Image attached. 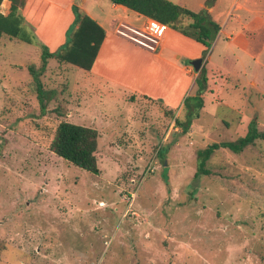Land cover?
Here are the masks:
<instances>
[{
  "label": "rangeland",
  "instance_id": "374dc122",
  "mask_svg": "<svg viewBox=\"0 0 264 264\" xmlns=\"http://www.w3.org/2000/svg\"><path fill=\"white\" fill-rule=\"evenodd\" d=\"M172 1L208 9L223 25L204 57V106L185 134L176 125L183 106L132 94L130 76L146 71L129 70L134 40L122 36L109 60L122 78L115 95L94 90L90 72L56 58L40 75L41 94L30 69L41 67L42 47L2 35L0 264H264V139L239 153L217 150L211 174L195 177L198 150L246 135L251 121L264 132V0ZM111 3L96 0L93 8L113 13ZM26 28L36 36L34 24ZM178 35L168 43L186 53L204 45ZM176 77L184 88L190 83L188 74ZM196 78L188 96L199 92ZM63 120L98 129L100 173L50 150Z\"/></svg>",
  "mask_w": 264,
  "mask_h": 264
},
{
  "label": "trees",
  "instance_id": "16d2710c",
  "mask_svg": "<svg viewBox=\"0 0 264 264\" xmlns=\"http://www.w3.org/2000/svg\"><path fill=\"white\" fill-rule=\"evenodd\" d=\"M3 1L0 0V8L1 6L4 7ZM109 1L122 4L131 11L161 22L181 34L201 42L207 47L202 54L203 57L206 56L209 48L213 45V41L222 29V25L208 9L194 11L172 0ZM25 4L26 0H11V10L7 15L0 10V39L3 34H8L26 43L37 44L42 47L43 61L41 67L37 69L32 66L30 69L36 79L37 90L41 94H44V87L41 83L40 75L46 70L48 59L56 58L59 62L72 64L86 71H90L93 68L106 37L105 28L95 18L83 11L78 5H73L75 19L66 31V40L58 49L51 51L45 43L27 30L26 20L22 14ZM188 62L191 63V60ZM204 68V66L201 68L196 78V81L200 83L199 92L184 99L185 119L176 118V125L182 128L184 134L190 130L194 119L200 117V111L204 106L202 94L206 89L207 83V75ZM40 100L42 108L45 110L46 103L41 97ZM99 138L98 129L63 120L56 129L50 144V150L67 161L89 172L98 174L100 173L97 158ZM258 138L264 139V132L258 128L256 121H251L246 135L240 136L235 140L214 142L198 150V170L195 177L199 178L201 175L208 176L211 174L212 171L208 168V163L217 150L228 148L233 152L239 153L247 146L255 144ZM2 249L3 243L0 240V253Z\"/></svg>",
  "mask_w": 264,
  "mask_h": 264
},
{
  "label": "crops",
  "instance_id": "0c3cea01",
  "mask_svg": "<svg viewBox=\"0 0 264 264\" xmlns=\"http://www.w3.org/2000/svg\"><path fill=\"white\" fill-rule=\"evenodd\" d=\"M88 2L91 6H87ZM3 3L4 7L1 6L0 10L3 14L7 15L11 10V0H4ZM94 3H96V0H83L81 4L78 0H26L22 14L25 17L26 23L35 25L36 36L39 40L47 43L51 51L58 49L66 40V31L75 19L73 5H78L83 11L95 18L105 28L106 37L93 68L88 71L91 74H97L96 77H92L89 74L90 83L93 84L94 90H97L99 93H101L102 89V92L109 91L112 95H115L116 90L112 86L119 83L122 78H119V81L115 80L109 69V60L115 55L119 56L118 45L126 41V38L122 37L117 29L121 23L132 26L130 24L131 10L122 4L111 3L109 6L114 9L113 13L104 10L96 12L93 8L95 7ZM210 10L213 11V8L211 7ZM134 13L136 14L134 22L143 21L141 28L152 20L137 12ZM215 19L217 20L218 18L216 17ZM43 21H46V25L49 27L53 25L52 21H54L55 25L51 28L46 27V29H42ZM220 32H222V29ZM179 33L167 26V31L161 37L157 50H150L137 42H130L138 55L130 63L129 70L131 71L133 66L146 70L144 75H141L139 78L130 76L128 84L132 86V94H139L153 100L163 101L170 109H177L184 105V99L188 96L187 89L191 87L193 79L198 76V73L195 72L194 75L191 64L182 65L180 60L186 59V57L190 59L202 57V51L205 46H200L201 48L196 49V51L192 50L190 53H186L183 49L184 47L170 46L167 39L172 36L180 38ZM228 42L231 43V41ZM146 57H150L153 61L149 62L147 66L143 64V58ZM177 71L189 75L190 83L185 88L182 81H180L181 79L179 80L176 77ZM252 85L257 87L256 82H252Z\"/></svg>",
  "mask_w": 264,
  "mask_h": 264
},
{
  "label": "built area",
  "instance_id": "2783aa9c",
  "mask_svg": "<svg viewBox=\"0 0 264 264\" xmlns=\"http://www.w3.org/2000/svg\"><path fill=\"white\" fill-rule=\"evenodd\" d=\"M117 31L150 50H157L161 37L167 31V25L152 19L141 29L121 23Z\"/></svg>",
  "mask_w": 264,
  "mask_h": 264
},
{
  "label": "water",
  "instance_id": "95a60500",
  "mask_svg": "<svg viewBox=\"0 0 264 264\" xmlns=\"http://www.w3.org/2000/svg\"><path fill=\"white\" fill-rule=\"evenodd\" d=\"M205 62L204 57H199L196 59H192L191 60V65H193L194 69L199 72L201 70V68L203 67Z\"/></svg>",
  "mask_w": 264,
  "mask_h": 264
}]
</instances>
